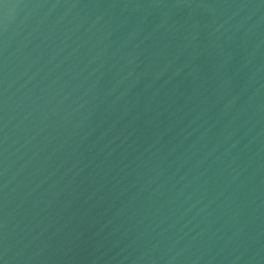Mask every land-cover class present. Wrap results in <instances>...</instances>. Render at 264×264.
<instances>
[{"label": "water", "instance_id": "1", "mask_svg": "<svg viewBox=\"0 0 264 264\" xmlns=\"http://www.w3.org/2000/svg\"><path fill=\"white\" fill-rule=\"evenodd\" d=\"M0 264H264V0H0Z\"/></svg>", "mask_w": 264, "mask_h": 264}]
</instances>
